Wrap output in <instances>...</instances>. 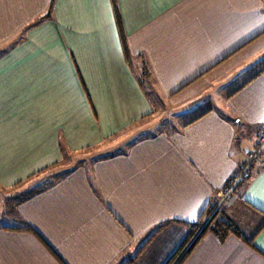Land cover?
Masks as SVG:
<instances>
[{"label":"crops","instance_id":"1","mask_svg":"<svg viewBox=\"0 0 264 264\" xmlns=\"http://www.w3.org/2000/svg\"><path fill=\"white\" fill-rule=\"evenodd\" d=\"M263 131L264 0H0V264H165ZM215 213L264 264V150Z\"/></svg>","mask_w":264,"mask_h":264},{"label":"trees","instance_id":"2","mask_svg":"<svg viewBox=\"0 0 264 264\" xmlns=\"http://www.w3.org/2000/svg\"><path fill=\"white\" fill-rule=\"evenodd\" d=\"M50 15H51L50 12H48L46 14V16H50ZM141 69H142V71H141L142 76L141 77L142 78L145 77L146 79H149L150 75H151V72H150L148 64H147V62L145 60L142 63V68ZM209 209L211 210L212 207H209V208H207L205 210V212L203 214V217L205 216V214L208 213V211H210ZM218 213H215L210 218V220L202 228H201L202 220L192 224L191 232L189 234L188 239L186 240L187 242L200 229V231L198 232L194 242L192 243V246L190 248H187V250L181 255L180 252H181V250H183V247H184V245H183L181 250H179L178 252L174 253L167 260V262L165 264H182L183 261L185 260V258L187 257V255L191 252L192 248L196 245V243L200 239V237H202V235H204L207 231H213L219 237L220 240H224L230 233H235V234L241 236L239 230L234 226V224L229 219H227L226 217L219 216ZM163 226L164 225H162L159 228H157V230H155L154 233H156ZM176 260H177V262L175 263Z\"/></svg>","mask_w":264,"mask_h":264},{"label":"built area","instance_id":"3","mask_svg":"<svg viewBox=\"0 0 264 264\" xmlns=\"http://www.w3.org/2000/svg\"><path fill=\"white\" fill-rule=\"evenodd\" d=\"M264 150V131L262 132L260 142L258 146L249 154V159L246 164H244L237 172H235L233 178L231 179L230 184L225 187L224 189L220 190L218 192L217 201L214 204L211 216L215 214V212L223 205L227 203V201L230 198V195L232 193L233 188L240 183L243 179L248 177L249 175V168L252 165L254 161H257L260 159V156L262 155V152ZM211 217L208 218V221ZM194 240V239H193ZM191 241V243L193 242Z\"/></svg>","mask_w":264,"mask_h":264},{"label":"rangeland","instance_id":"4","mask_svg":"<svg viewBox=\"0 0 264 264\" xmlns=\"http://www.w3.org/2000/svg\"><path fill=\"white\" fill-rule=\"evenodd\" d=\"M145 78V77H144ZM161 109V108H160ZM161 112H159V114H157V116L156 117H154V118H152V119H149V121L148 122H151L150 124H152V127H150V125H149V127L147 128V127H145V125H144V127H143V125L140 123V124H136L133 128H132V130L130 131V134L131 133H133L134 131H138L139 132V135H144V134H146V133H148V132H151V130H155V131H157L158 130V128H162V127H168V124L171 122L169 119V117L167 116V114H168V109H165V108H163V109H161L160 110ZM163 120L165 121V125H160L162 122H163ZM157 122V123H156ZM170 127V126H169ZM140 128H142L141 130H139ZM127 135H129L128 133H125V134H120L118 137L116 136V138H115V140H112L113 142H116V141H120L122 138H124L125 136H127ZM109 144V142H107V143H105V144H103V146H101L100 148H98L97 150H96V152L95 153H97V152H100V151H104L106 148H108L109 146H107ZM94 152V149H90V150H86L85 151V153L86 152ZM88 154V153H87ZM261 157V156H260ZM69 160V159H68ZM42 179H40V181L41 180H44V177H41ZM236 187V186H235ZM235 187L233 188V190L232 191H234V189H235ZM11 190L12 189H8V190H4V194H8V193H10L11 192ZM213 208V207H212ZM210 210V209H209ZM211 211H212V209L210 210V211H208V213L207 214H205V216L203 217V219H202V226L204 225V223H207L208 222V218L209 217H212L211 216ZM201 226V227H202ZM194 236V235H193ZM192 236V237H193ZM191 237V238H192ZM191 238H190V240H191ZM190 240L184 245V247H183V250H181V252H180V254L182 255L186 250H187V247H188V243L190 242ZM180 256V255H179ZM178 256V257H179ZM178 260V259H177ZM177 260L175 261V263L177 262Z\"/></svg>","mask_w":264,"mask_h":264}]
</instances>
